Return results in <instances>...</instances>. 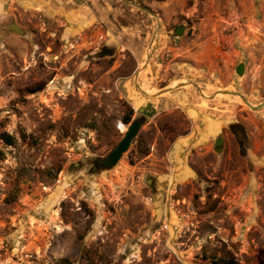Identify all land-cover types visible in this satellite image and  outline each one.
Segmentation results:
<instances>
[{
    "label": "rangeland",
    "instance_id": "1",
    "mask_svg": "<svg viewBox=\"0 0 264 264\" xmlns=\"http://www.w3.org/2000/svg\"><path fill=\"white\" fill-rule=\"evenodd\" d=\"M38 2L0 0V22L26 32L0 40V264H264V106L215 95L263 102L264 14L250 22L237 0ZM142 109L119 163H88Z\"/></svg>",
    "mask_w": 264,
    "mask_h": 264
},
{
    "label": "water",
    "instance_id": "2",
    "mask_svg": "<svg viewBox=\"0 0 264 264\" xmlns=\"http://www.w3.org/2000/svg\"><path fill=\"white\" fill-rule=\"evenodd\" d=\"M184 31H185V27L179 26L175 30V37L179 38L180 36L183 35ZM12 32H15V33H18L21 35L26 34L25 30L19 24L15 23V21H11L10 26L5 28V29H4V26L0 24V40L3 38V36H5L9 33H12ZM114 52H115L114 47L105 46L101 52V55L102 56L112 55ZM244 71H245V64H243V63L239 64L236 68V73L238 75H241L244 73ZM170 89H173V88L165 89V90H163V92L172 91ZM225 93L239 96L241 98V100L243 102H245L253 110H259L260 108H262L264 106V100L261 104L254 106L240 92L225 90ZM213 97H215V95ZM142 112H144V109H142ZM145 122H146V117L136 118L128 126L127 130L125 131L124 137L120 140V142L117 144V146L106 157H103V158L95 157V158L89 159L88 163L97 164V166L101 167L102 170L113 169L119 163V161L122 159L124 154L129 150L132 142L138 136V134H139V132H140V130H141V128ZM235 126H237L239 128V130H241V131H243L245 128V126L242 123H239V122L230 123L229 128L233 133L235 132V130H234ZM216 147H219V148H217L218 152L222 151V147H223V138L222 137H220V138H218V140H216ZM85 164L86 163H82V165H85Z\"/></svg>",
    "mask_w": 264,
    "mask_h": 264
},
{
    "label": "crops",
    "instance_id": "3",
    "mask_svg": "<svg viewBox=\"0 0 264 264\" xmlns=\"http://www.w3.org/2000/svg\"><path fill=\"white\" fill-rule=\"evenodd\" d=\"M237 2L238 7L236 9L241 12V14L243 13L244 16L248 17L250 22H253L257 15L264 14V0H237ZM255 24V22L252 23L253 26ZM197 39L195 38V42L200 46L202 44V40ZM204 42L205 41H203V43ZM188 59H190L189 62L191 64L203 62V57H201L200 54L196 55L194 52L192 53V51L188 55Z\"/></svg>",
    "mask_w": 264,
    "mask_h": 264
},
{
    "label": "flooded vegetation",
    "instance_id": "4",
    "mask_svg": "<svg viewBox=\"0 0 264 264\" xmlns=\"http://www.w3.org/2000/svg\"><path fill=\"white\" fill-rule=\"evenodd\" d=\"M6 1V0H5ZM22 3H26L27 5H31V6H37V5H41V2H38V0L36 1V0H20ZM24 1V2H23ZM35 2V3H34ZM1 11V10H0ZM11 16L12 17H10L9 19H7V20H2L1 22H0V24L1 25H3L4 26V29L5 28H7V27H9L10 26V24H11V21H15V19L13 18L14 17V15H12L11 14ZM15 23H16V21H15ZM109 47H111V46H109ZM149 111L147 110V111H145V112H143V114L141 115L142 117H140V118H143V117H146L147 118V113H148ZM234 130H235V132L233 133L232 131V133H233V135H234V137H235V139H236V141H237V143H238V146L240 147V149H241V152L243 153V154H245V153H247V149H248V144H249V138H248V135H247V132H246V128H244V130L243 131H241V130H239V128L237 127V126H235L234 127ZM93 167H95V168H97V169H102L101 167H98L97 166V164H94V163H92L91 164Z\"/></svg>",
    "mask_w": 264,
    "mask_h": 264
},
{
    "label": "trees",
    "instance_id": "5",
    "mask_svg": "<svg viewBox=\"0 0 264 264\" xmlns=\"http://www.w3.org/2000/svg\"><path fill=\"white\" fill-rule=\"evenodd\" d=\"M35 91V90H34ZM132 116L130 115V116H128V117H126L125 118V120H124V123L125 124H129L130 122H131V118ZM1 139H2V141L5 143V145H7V146H12V145H14V143H15V138H14V136H12V135H10L9 133H2L1 134ZM2 154H3V151L2 150H0V157L2 156Z\"/></svg>",
    "mask_w": 264,
    "mask_h": 264
},
{
    "label": "built area",
    "instance_id": "6",
    "mask_svg": "<svg viewBox=\"0 0 264 264\" xmlns=\"http://www.w3.org/2000/svg\"><path fill=\"white\" fill-rule=\"evenodd\" d=\"M82 42H84V38H83V36H82V35H76V36L74 37V39L71 41L70 45H71L72 47H77V46L82 45ZM121 130H122V131H126V130H127V126L122 125V126H121Z\"/></svg>",
    "mask_w": 264,
    "mask_h": 264
},
{
    "label": "bare ground",
    "instance_id": "7",
    "mask_svg": "<svg viewBox=\"0 0 264 264\" xmlns=\"http://www.w3.org/2000/svg\"><path fill=\"white\" fill-rule=\"evenodd\" d=\"M183 83L185 84L186 82L185 81L184 82H179V81L177 82V84H183ZM223 94H226V93H225V91H221V90H219V91L217 90L216 93H215V95H218V96L219 95L223 96ZM228 95H231V94H228ZM233 96L239 97L237 95H233Z\"/></svg>",
    "mask_w": 264,
    "mask_h": 264
}]
</instances>
